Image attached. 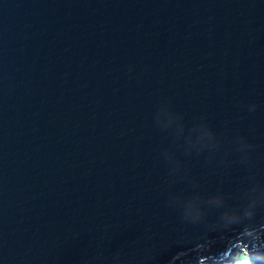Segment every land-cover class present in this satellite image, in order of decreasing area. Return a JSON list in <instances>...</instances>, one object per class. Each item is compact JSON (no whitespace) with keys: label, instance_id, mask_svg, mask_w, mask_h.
<instances>
[{"label":"water","instance_id":"1","mask_svg":"<svg viewBox=\"0 0 264 264\" xmlns=\"http://www.w3.org/2000/svg\"><path fill=\"white\" fill-rule=\"evenodd\" d=\"M261 247L264 0H0V264Z\"/></svg>","mask_w":264,"mask_h":264},{"label":"rangeland","instance_id":"2","mask_svg":"<svg viewBox=\"0 0 264 264\" xmlns=\"http://www.w3.org/2000/svg\"><path fill=\"white\" fill-rule=\"evenodd\" d=\"M242 250H240L239 248H235V250H233L232 254L228 255L226 259L224 260H221L220 262L218 263H207L204 262L205 264H229V263H232V264H243V260L244 258H240V255L239 253H242V254H245L244 252H240ZM262 251H253L251 252L250 255H247V258H252V257H255V255H259L262 254L261 253ZM263 255V254H262ZM263 260H264V257H263Z\"/></svg>","mask_w":264,"mask_h":264},{"label":"trees","instance_id":"3","mask_svg":"<svg viewBox=\"0 0 264 264\" xmlns=\"http://www.w3.org/2000/svg\"><path fill=\"white\" fill-rule=\"evenodd\" d=\"M239 255H240V258H244L243 264H264V260H263L264 254L262 255L259 253V255H255V257H252V258H247V254L239 253ZM229 264H232V263H229Z\"/></svg>","mask_w":264,"mask_h":264},{"label":"bare ground","instance_id":"4","mask_svg":"<svg viewBox=\"0 0 264 264\" xmlns=\"http://www.w3.org/2000/svg\"><path fill=\"white\" fill-rule=\"evenodd\" d=\"M263 248H264V247H261V249H263ZM233 250H235V249H233ZM259 251H262L261 253L264 254V249H263V250H259ZM232 252H233V251H232ZM228 254L230 255V254H232V253H228ZM217 261L220 262V260H216V259H215V260H212V261H207V263H218Z\"/></svg>","mask_w":264,"mask_h":264},{"label":"clouds","instance_id":"5","mask_svg":"<svg viewBox=\"0 0 264 264\" xmlns=\"http://www.w3.org/2000/svg\"><path fill=\"white\" fill-rule=\"evenodd\" d=\"M258 251H259V250H258ZM231 253H232V252H231ZM228 255H229V254H228ZM224 259H226V258L223 257V260H224Z\"/></svg>","mask_w":264,"mask_h":264}]
</instances>
